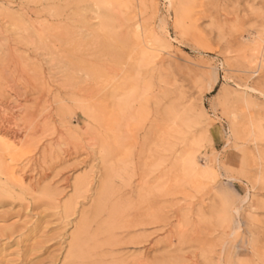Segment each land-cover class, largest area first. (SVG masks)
<instances>
[{
	"label": "rangeland",
	"instance_id": "374dc122",
	"mask_svg": "<svg viewBox=\"0 0 264 264\" xmlns=\"http://www.w3.org/2000/svg\"><path fill=\"white\" fill-rule=\"evenodd\" d=\"M2 119L0 264H264V0H0Z\"/></svg>",
	"mask_w": 264,
	"mask_h": 264
},
{
	"label": "bare ground",
	"instance_id": "6f19581e",
	"mask_svg": "<svg viewBox=\"0 0 264 264\" xmlns=\"http://www.w3.org/2000/svg\"><path fill=\"white\" fill-rule=\"evenodd\" d=\"M34 5V4H33ZM54 8V7H53ZM112 8V7H111ZM118 8V7H117ZM32 10V9H31ZM50 10V9H49ZM101 11V10H100ZM21 12V11H20ZM23 12V11H22ZM31 12V11H30ZM18 13V12H17ZM41 13V12H40ZM103 13V12H102ZM31 14V13H30ZM104 14V13H103ZM10 15V14H9ZM32 15V14H31ZM41 15V14H40ZM20 16V15H19ZM29 17V16H28ZM35 17V16H34ZM104 17V16H103ZM108 17V16H107ZM1 18H3V17H1ZM18 18V17H17ZM20 18V17H19ZM22 18V17H21ZM20 18V19H21ZM30 18V17H29ZM76 18V17H75ZM31 19H33V18H31ZM39 19V18H38ZM3 21V20H2ZM46 20H44L43 22H45ZM48 21V20H47ZM4 22H5V19H4ZM7 22H10V21H7ZM36 22H37V20H36ZM35 22V23H36ZM103 22V21H102ZM77 23V22H76ZM107 25V24H106ZM32 27H34V26H32ZM71 27V26H70ZM33 29V28H32ZM24 30V29H23ZM19 31V30H18ZM19 32H21V31H19ZM18 34V33H17ZM20 34V33H19ZM21 39V38H20ZM23 39V38H22ZM19 43V42H18ZM10 47V46H9ZM144 50V49H143ZM18 54V53H17ZM19 55H22V54H20L19 53ZM24 55V54H23ZM22 55V56H23ZM7 56V55H6ZM21 57V56H20ZM8 59V58H7ZM10 63H11V68L13 67V69H14V71H19V69H20V67H21V65H23L22 64V60H21V58L19 59V57L17 56V55H15V53H12V54H10ZM0 124H2L4 127H5V129L7 130V132H9L10 133V137H11V139H13V141L14 140H16L21 134H20V132L18 131V130H16V128H15V126L13 125H11V123L9 122V121H7V120H5V119H2V121L0 122ZM191 163V162H190ZM4 164H5V161H3V160H0V169H2L3 168V166H4ZM193 167V166H192ZM8 168V167H7ZM5 172V171H4ZM1 173V172H0ZM1 175V174H0ZM6 176V175H5ZM84 186V182L83 181H81V182H78L77 183V188L79 189V190H81V187H83ZM2 191H3V189H2ZM1 191V192H2ZM9 194V193H8ZM1 196V195H0ZM1 197H4V196H1ZM70 206V205H69ZM65 213L66 214H69V209L67 208L66 209V211H65ZM88 240V239H87ZM75 242V241H74ZM73 244V243H72ZM73 246V245H72ZM75 248L72 250V251H70L69 253H68V256H66V258H65V262H66V264H76V263H74L73 262V260H70V258H73L74 257V255L75 254H77V251H78V249H76L77 247H80V245H77V244H75V246H74ZM66 259H68V262L66 261Z\"/></svg>",
	"mask_w": 264,
	"mask_h": 264
}]
</instances>
